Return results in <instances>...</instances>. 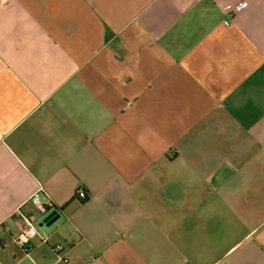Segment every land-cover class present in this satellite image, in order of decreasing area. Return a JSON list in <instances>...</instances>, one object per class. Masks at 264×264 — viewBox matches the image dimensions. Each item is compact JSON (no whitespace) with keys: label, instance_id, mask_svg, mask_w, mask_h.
<instances>
[{"label":"crops","instance_id":"0c3cea01","mask_svg":"<svg viewBox=\"0 0 264 264\" xmlns=\"http://www.w3.org/2000/svg\"><path fill=\"white\" fill-rule=\"evenodd\" d=\"M0 264H264V0H0Z\"/></svg>","mask_w":264,"mask_h":264},{"label":"built area","instance_id":"2783aa9c","mask_svg":"<svg viewBox=\"0 0 264 264\" xmlns=\"http://www.w3.org/2000/svg\"><path fill=\"white\" fill-rule=\"evenodd\" d=\"M246 4H247L246 1L239 2V3L234 5V9L239 10V9L245 7ZM39 193H40V190L31 194L30 197L28 198V201L31 204H33L34 206H36L38 208V210H40L41 212H45L49 208L53 207L54 204L52 203V201L48 197H45L44 200L40 199ZM76 194L80 198H85L87 196L86 191L83 189H78ZM55 209L56 208H54V210ZM12 217H14L16 219V222L20 227L22 235L26 239L38 234L39 227L35 225L33 217L30 214H27L25 211H23L22 206H20L14 210ZM41 241L45 242V243L47 242V240L44 237H41ZM51 249H52V251H54L59 256L60 255L59 252L62 249V245L58 244V243L52 244ZM59 259L64 263L67 262V259L64 257H59Z\"/></svg>","mask_w":264,"mask_h":264},{"label":"water","instance_id":"95a60500","mask_svg":"<svg viewBox=\"0 0 264 264\" xmlns=\"http://www.w3.org/2000/svg\"><path fill=\"white\" fill-rule=\"evenodd\" d=\"M56 210H52L50 211L39 223H38V227L43 228L46 226V224H50L52 223L56 217H54V214H56Z\"/></svg>","mask_w":264,"mask_h":264},{"label":"clouds","instance_id":"9594fccd","mask_svg":"<svg viewBox=\"0 0 264 264\" xmlns=\"http://www.w3.org/2000/svg\"><path fill=\"white\" fill-rule=\"evenodd\" d=\"M21 241L26 242V238L24 236H21Z\"/></svg>","mask_w":264,"mask_h":264}]
</instances>
